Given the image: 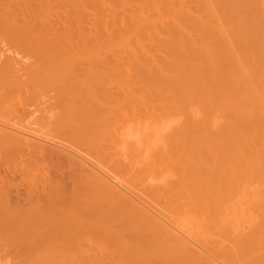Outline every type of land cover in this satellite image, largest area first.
<instances>
[{
	"label": "bare ground",
	"instance_id": "6f19581e",
	"mask_svg": "<svg viewBox=\"0 0 264 264\" xmlns=\"http://www.w3.org/2000/svg\"><path fill=\"white\" fill-rule=\"evenodd\" d=\"M0 264H264V0H0Z\"/></svg>",
	"mask_w": 264,
	"mask_h": 264
}]
</instances>
